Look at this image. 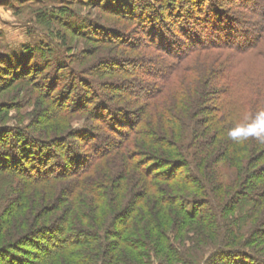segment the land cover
Wrapping results in <instances>:
<instances>
[{
    "label": "trees",
    "instance_id": "obj_1",
    "mask_svg": "<svg viewBox=\"0 0 264 264\" xmlns=\"http://www.w3.org/2000/svg\"><path fill=\"white\" fill-rule=\"evenodd\" d=\"M164 1L167 5L159 0L160 7H154L145 2L139 10L149 17L148 20L151 18L154 21L152 31H154L157 44L170 57H179L176 58L178 60L185 53L182 49L184 45L200 44L199 50L204 46L217 50L231 48L241 56L253 55L255 58L264 60V0H260L257 4L253 3L256 10L254 11V8L252 10L257 21L256 23L254 21L256 25L253 27L254 30L250 31L251 33L242 26L238 27L236 20L220 6L227 0H222L221 3L219 0H209L207 7H200L201 11L205 10L204 17L193 16L194 9L192 15L187 12L184 18L180 13V19L176 21V24L170 18L171 13L162 16L159 10L165 7V10L174 12L179 0ZM208 26H210L209 30ZM206 36L209 37L206 38ZM203 39L207 41L206 44H203ZM189 50L196 52L192 48ZM233 62L230 64H234ZM229 67L224 72L215 74L217 77L220 76V80L215 82L220 88L219 91L211 89L207 92L212 81L206 82L203 78L193 82L184 76L185 80H178L177 83L176 80L172 83L170 79V83L167 84L177 86L173 91L171 88L163 90L170 100L156 99L144 114L129 109L127 105L114 103L102 94H91L86 91L85 87H82L85 90L79 89L82 91L73 97L75 106L80 109L86 101L88 105L83 108L89 110L93 102L95 106L91 111L96 115L95 119L105 120L109 126L107 128L111 131L110 135L115 133L120 135L118 140L112 137L100 139L97 135L92 137L90 133L82 130L86 134L83 137H89L88 141L92 142L90 143L91 149L96 154L92 157V163L83 161L84 157L81 155L70 157L68 154L63 164L61 161H54L52 157L55 154L49 156L47 152L42 153L46 151L43 149L45 147H42L43 150L40 149L35 141L39 140V143H42L43 140L34 137L30 132L18 130L12 138L1 139L0 174L11 170L7 168L11 165L15 168L12 170H20L19 172L22 170L29 183L33 184H47L50 181L61 183L62 180L72 178L76 191L89 193L97 202L86 204L78 214L80 219H72V222L67 220L59 226L58 223L61 221H55L54 215H51L53 211L50 210L49 213L46 207L48 206L46 203L52 202L47 201L44 196L36 197L31 188L19 191V188L13 187L17 192L13 195L16 201L15 220L17 222L14 231L17 236L12 239L15 244H10V248L26 241L34 230H43V235L55 251H71L70 254L76 260L75 264H93L94 255H97L98 259L102 258L103 264H151L152 261L157 258L159 260L165 255H170L169 262L171 263L176 261L177 257L173 240L182 241L181 238L188 237L192 230L197 229L194 224L201 223L204 219L203 204L208 202L211 204L210 216L213 220L203 226L210 232L205 234L206 244L213 245L210 255L208 252L205 253L206 255L202 253L199 256L188 257L186 255V257L191 258V261L197 260L202 263L211 255H221L230 259V264H264V254L231 248L244 244L246 240L240 238L239 231L227 228L224 220L225 214L232 212L240 203L244 206L253 203L248 206L250 210L242 211V222L253 218L254 211L258 220L259 213L264 207V144L254 139L237 144L227 137V130L233 127L245 113L254 114L264 108V79H260L264 75L261 77L258 75L259 78H256L241 69L237 70L236 65H229ZM190 71L205 74V70L200 71L196 67ZM189 82H191L190 85ZM215 92L220 96V100L215 99L219 106L230 102L233 92H241L243 106L239 110L232 107L229 111L222 113L220 111L219 114L222 117L219 118L214 115L212 124L209 126L213 128L212 133L207 139L205 150H199L196 154L190 155L189 152L192 151L194 143L192 136L198 122L194 117H198L200 112L207 113L208 111L200 110L198 104H194L191 108L187 102L195 100V94L198 96L200 94V98L204 97L206 102L214 100L211 98ZM182 95L183 98L178 103ZM90 98L92 102L88 101ZM70 100L72 99L68 101ZM184 107L190 110L188 116H184L188 111ZM66 112L67 109L62 107V113ZM191 116L194 117L190 119ZM122 128H127L128 131L123 134ZM135 136L144 143L164 148L159 151L166 157L158 158L155 151H152L154 154L148 153L149 149L144 143H139ZM85 161L86 163L82 164L83 167H80ZM98 161H102L103 165L99 166ZM145 167H148L149 171L144 170ZM183 167L188 174L180 171ZM139 173L142 174L144 181L149 180V182L143 183L141 192L137 193L136 190L129 192L131 184L127 182L129 181L127 177ZM7 177L9 175L4 174V178ZM113 178H115L114 182L122 181L118 190L125 189L124 191L130 195L127 200L121 197L123 192H117L118 190L114 187L112 189ZM177 181L186 184L188 189L194 191L195 196L204 197L206 202L197 200L196 197L190 199L181 197L182 191H179L175 185H170L171 182ZM158 182H164L165 185H160ZM4 187L3 185L0 188V197L6 192L9 193L10 189ZM133 194L137 197L136 201L129 200ZM238 197L241 201L237 200ZM226 203L231 204V207L225 208ZM43 211L45 213H41ZM250 213L252 215H248ZM42 220L45 223L42 224ZM259 221L261 222V218ZM259 221L258 224L264 225V221L263 223ZM114 226L121 233L115 235ZM186 226L192 230H185ZM215 229H218V234L214 231ZM262 232L264 239V231ZM128 234L138 238L135 241L137 244L127 237ZM199 234L196 233V236ZM220 234L221 236H218ZM112 236L117 237L116 242L111 241ZM219 243L223 246L218 245ZM127 247H131L133 252L128 253L125 250ZM41 250L47 251L45 246L41 247ZM168 251H174V254H168Z\"/></svg>",
    "mask_w": 264,
    "mask_h": 264
},
{
    "label": "rangeland",
    "instance_id": "obj_2",
    "mask_svg": "<svg viewBox=\"0 0 264 264\" xmlns=\"http://www.w3.org/2000/svg\"><path fill=\"white\" fill-rule=\"evenodd\" d=\"M160 1L161 3L165 2L164 0ZM187 1L179 0L174 12L165 10V7L160 8L159 11L162 16L171 13L170 18L173 19L174 24L180 19V13L184 18L185 14L193 13V9L195 12L193 16L204 17L205 10L201 11L200 7H207L209 0ZM220 1L222 2V0ZM259 1L227 0L220 6L236 20L239 24L238 27L242 26L251 33L250 31L254 30L253 27L256 25L254 21L255 23L257 21L253 12L256 10L253 3L257 4ZM145 2L154 7H160L161 4L159 0H0V140L6 137L12 138L18 130L30 132L34 137L43 140L42 143H39V140L35 141L37 142L35 144H39L40 149L45 147L43 149L46 151H42V153L47 152L49 156L55 154L52 157L53 160L55 159L54 161H61L63 164L66 162L68 154L70 157L81 155L85 158L83 161L92 163V157L96 154L91 149L92 142L88 141L89 137H83L86 135L84 132L90 133L92 137L97 135L100 139L112 137L118 140L120 135L118 133L110 135L111 131H109L105 120L95 119L96 115L91 111L95 104L91 98L88 100L92 102L90 104L92 107L88 108L89 110H84L88 105L86 101L83 102V109L75 106L73 97L82 91L79 90L83 89L82 87H85L86 91L91 94H102L114 103L127 105L129 109L144 114L156 99L170 100L168 94L163 93L166 88H171L173 91L177 87L175 84L172 86L167 84L170 83V79H172V83L174 80L176 83L178 80H185L184 76L193 82L202 78L206 82L211 80L212 83L207 90L210 92L211 89L219 91L220 88L215 82L220 80V76L217 77L215 74L224 72L230 68L229 65H236L237 70L241 69L252 77L259 78L264 75V60L255 58L253 55L241 56L231 48L217 50L204 46L205 48L202 47L203 49L199 50L200 44L191 46L188 44L182 48L185 52L183 57L181 56L178 60L176 58L179 57H170L157 44L154 31H152V26L155 25L154 21L151 18L148 20L149 17L139 10V7L143 6ZM164 4L167 5L166 2ZM206 10L208 9L206 8ZM198 11H200L199 14ZM207 29L209 30L210 26ZM204 39L202 42L206 44L207 41ZM191 48L196 52H191L189 50ZM186 50L188 51L186 52ZM232 61L234 64H230ZM195 67L200 71L205 70V74L190 71ZM170 69L171 71H169ZM260 79L263 80L264 76ZM79 84H83V86H79ZM190 84L191 82H189ZM197 96V94L194 95L196 99L200 98V94ZM219 97V93L215 92L211 98L214 100L206 102L205 98L201 97L198 101L193 99L192 102H187L191 108L194 104H198L200 110L208 111L207 113L200 112L198 117H190V119L194 117L198 121L192 136L194 143L192 151L189 152L190 155L196 154L199 150H205L207 139L212 133L213 128L209 126L212 124L214 115L219 118L222 117L219 114L220 111L221 113L229 111L232 107L239 110L243 106L241 92H233L230 102H225L224 106H219L215 102L220 100ZM142 98L145 100H141ZM182 98L183 95L179 98L178 103ZM69 99L72 100L68 101ZM63 104L65 106H62ZM62 107L67 109L65 114L62 113ZM219 108L220 110H218ZM184 109L188 110L184 116H188L189 108L184 107ZM154 122L157 124L156 120ZM122 130L123 134L128 131L127 128H122ZM136 138L139 143L142 142L140 138ZM144 145L149 149L148 153L155 151L158 158L166 157L160 153L164 148L150 143H144ZM5 153L8 154V152ZM86 161L82 162L80 167H83ZM97 164L103 165L102 161H98ZM12 167L8 165L7 168L11 170L3 172L9 177L4 178V174H0V188L4 185V188L10 189L9 193L6 192L0 197V264H75L76 260L70 254L71 251H55L43 235V230H34L26 241L10 248V244H15L12 239L17 236L14 231L17 224L15 220L16 201L13 198L17 192L13 187L19 188V191L31 188L33 195L44 196L47 201L52 202L46 203L48 204L46 207H48L49 213L50 210L53 211L51 215H54L55 221H61L58 223L59 226H62L67 220L72 222V219H80L78 215L80 210L88 203L97 202L89 193L76 191L72 178L62 180L61 183H59L60 181H50L47 184H33L29 183L22 170L21 172H19L20 170L15 171L12 170L15 169ZM145 169L148 170V167ZM180 171L188 174L184 167ZM127 180L131 184L129 192L136 190L137 193L142 191L143 183L149 182V180L144 181L141 173L129 176ZM114 181L115 178L112 179V189L114 187L115 190H118L122 181L119 183ZM158 183L165 185L164 182ZM170 185H175L179 191H182L181 197L184 199L196 197L197 200L206 202L204 197L195 196L194 191L188 189L186 184L180 181L171 182ZM121 190L122 188L117 192ZM124 190L121 191L123 192L121 197H125L127 200L130 195ZM240 199V197L237 198L241 201ZM129 200L136 201V195H131ZM226 204L225 208L231 207V204ZM252 204L246 206L243 203L237 204L232 212L225 214L224 220L227 228L239 231L240 238L246 240L244 244H238L231 248L264 254V239L262 237L264 225L258 224L260 218L261 222L264 221V207L259 213L258 220L254 211L253 218L242 222V211L248 210V206ZM203 208L205 209L204 219L202 222L200 221L201 223L194 224L197 229L193 231L186 226L185 230H192L189 236L181 238L182 241L173 240L177 252L176 261L170 263V255H165L160 257V261L157 258L151 264H230V259L221 255H211L202 263L197 260L191 261V258H188L208 252L210 255L213 247L211 244H206L205 234L210 232L203 226L213 220L210 216L211 204L204 203ZM43 222L45 223L44 220L41 223L43 224ZM261 222L259 221V223ZM255 223L257 224L255 225ZM114 229L115 235L121 233L119 229H116V226ZM214 231L218 234V229ZM196 233L200 234L196 236ZM127 237L134 243L138 240L137 237L129 234ZM28 240L30 241L28 242ZM116 240L117 237L112 236L111 241L116 242ZM43 246L46 247V252L41 250ZM132 247L134 246L132 245ZM125 250L128 253L133 252L131 247H127ZM167 253L174 254V251ZM89 255L92 256L91 253ZM97 257V255L93 256L92 263L103 264L102 258L98 259Z\"/></svg>",
    "mask_w": 264,
    "mask_h": 264
},
{
    "label": "clouds",
    "instance_id": "obj_3",
    "mask_svg": "<svg viewBox=\"0 0 264 264\" xmlns=\"http://www.w3.org/2000/svg\"><path fill=\"white\" fill-rule=\"evenodd\" d=\"M227 137L234 143H243L254 139L264 144V108L245 113L233 127L227 130Z\"/></svg>",
    "mask_w": 264,
    "mask_h": 264
}]
</instances>
